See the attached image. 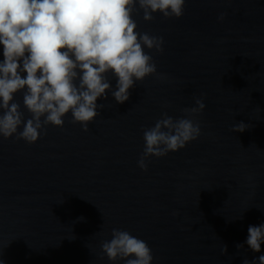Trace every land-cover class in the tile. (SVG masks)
Listing matches in <instances>:
<instances>
[{
  "label": "water",
  "instance_id": "obj_1",
  "mask_svg": "<svg viewBox=\"0 0 264 264\" xmlns=\"http://www.w3.org/2000/svg\"><path fill=\"white\" fill-rule=\"evenodd\" d=\"M153 16L138 9L133 19L137 32L163 37L162 52L145 48L157 73L126 102L115 101L108 73L111 90L87 132L69 112L35 143L0 136V264H125L101 251L112 229L145 241L152 264L264 255V243L258 253L245 243L249 225L264 223V0H185L182 17ZM26 90L13 94L25 121ZM198 98L206 107L190 117L184 109ZM164 113L193 118L201 135L149 157L144 171L143 131ZM240 122L250 127L233 132Z\"/></svg>",
  "mask_w": 264,
  "mask_h": 264
},
{
  "label": "clouds",
  "instance_id": "obj_2",
  "mask_svg": "<svg viewBox=\"0 0 264 264\" xmlns=\"http://www.w3.org/2000/svg\"><path fill=\"white\" fill-rule=\"evenodd\" d=\"M184 5L185 0H0L4 57L0 62V136L7 139L16 135L35 143L46 125L62 127V118L69 112L72 122H79L87 132L89 122L99 114L97 109L104 108L97 99H106V90H111L108 73L118 78L111 94L119 104L129 99V89L137 81L157 73L156 63L145 48L162 52L163 37L137 32L133 14L140 9L145 21L153 20L157 12L178 19L184 14ZM218 19L222 21L224 14ZM25 87L23 105L31 114L26 121L13 95ZM195 105L184 112L195 117L206 107L199 98ZM248 127L240 122L232 131L243 132ZM200 135V124L193 118L174 119L164 113L153 127L143 131L145 147L138 166L147 171L146 159L183 149ZM111 237L100 246L108 260L152 264L145 241L119 229H112ZM245 243L253 252L261 251L264 223L249 225ZM226 252L224 246L221 254ZM257 260L264 264V255L252 264ZM243 264L249 261L245 259Z\"/></svg>",
  "mask_w": 264,
  "mask_h": 264
}]
</instances>
